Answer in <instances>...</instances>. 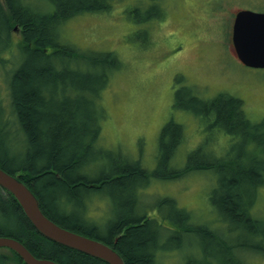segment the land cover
Masks as SVG:
<instances>
[{
    "label": "trees",
    "instance_id": "obj_1",
    "mask_svg": "<svg viewBox=\"0 0 264 264\" xmlns=\"http://www.w3.org/2000/svg\"><path fill=\"white\" fill-rule=\"evenodd\" d=\"M147 1L143 10L137 5L127 10L131 21L141 25L139 37L144 43L166 16L164 0ZM34 2L0 0L3 49L17 48L21 56L15 69L4 76L23 145L22 150L16 149L14 136L6 133L9 123L0 120V140L4 141L0 168L35 194L49 220L106 244L124 264H165V258L173 254L175 264H247L252 256L264 257V217L254 214L258 189L264 186V125L249 121L242 100L222 92L204 99L176 74L173 107L196 117L212 143L220 132L236 144L224 155L200 145L180 160L184 126L171 119L159 131L154 166L129 157L120 148L112 150L103 142L102 123L108 118L103 93L114 75L127 69V62L113 51L78 49L62 31L69 20L83 14H108L114 1ZM176 5L183 4L176 0ZM183 6L193 7L181 13L183 17L213 18L203 13V2L188 0ZM151 20L158 23L148 31L145 26ZM12 32H17L19 43L11 40ZM153 40L152 47L156 37ZM172 158L180 161L172 164ZM89 172L96 175L90 178ZM194 173L211 174L214 184L209 200L215 222H200L198 214L169 197L155 204L143 202L152 182L177 181ZM93 196L114 201L113 217L107 222L86 216ZM0 237L13 238L34 257L56 264H106L38 234L18 202L1 188ZM6 251L10 256L0 254V264H24L16 253Z\"/></svg>",
    "mask_w": 264,
    "mask_h": 264
},
{
    "label": "rangeland",
    "instance_id": "obj_2",
    "mask_svg": "<svg viewBox=\"0 0 264 264\" xmlns=\"http://www.w3.org/2000/svg\"><path fill=\"white\" fill-rule=\"evenodd\" d=\"M113 1L108 14H83L84 16L69 20L62 31L69 44L78 49L113 51L127 62L128 70L116 73L110 81L111 85L103 93L102 104L108 114L107 120L102 123V133L105 130L103 142L112 146V150L120 148L131 158L138 153L144 164L154 166L159 131L172 116L176 122L182 123L185 131L184 147L179 148L180 160L185 152L200 145L224 155L236 144L220 132L217 140L212 143L196 117L185 115L172 106L174 101L171 85L176 74H180L185 80L183 85L204 99H212L216 93L222 92L242 100L249 121L264 125V70L243 66L230 41L233 15L240 9L264 12V0H197L203 2V13L216 17L210 20L206 17L202 22L198 18L180 15L192 11L193 7L183 6L188 0H180L183 5H176V0H164L165 11L170 16L159 31L157 27L151 31L154 35L158 33L160 38V41L156 40L154 47L151 41L153 36L148 37L144 43L139 37L143 30L141 25L132 22L127 13L129 8L136 5L143 10L149 4L148 1ZM34 3L44 4V0H35ZM186 18L188 19L185 20ZM157 23L151 20L145 27L150 31V26ZM215 34L218 36H213ZM11 40L14 44L19 43L17 32L11 33ZM2 43L0 41V56L3 60L0 64V120L9 123L6 133L9 137L14 136L16 149L19 151L23 148L20 143L22 138L10 111L4 74L15 69L21 56L18 55L16 46V49L7 52ZM171 49L176 50L172 53ZM0 134L3 135L1 129ZM9 144L12 152L11 142ZM175 159L172 158V164L180 161ZM153 183L147 188L148 198L143 202L155 204L160 198L169 197L179 207L192 211L194 215L198 214L200 222L216 221L209 200L214 184L211 174L194 173L177 181ZM258 191L260 195L255 202L254 214L263 218L264 186ZM113 207L115 205L111 197L93 196L86 216L94 222H107L113 217L110 214ZM192 222H195L194 219ZM101 233L104 234L103 229ZM0 254L10 256L5 248L0 249ZM175 259L176 255L173 254L164 261L165 264H175ZM247 264H264V257L252 256Z\"/></svg>",
    "mask_w": 264,
    "mask_h": 264
},
{
    "label": "water",
    "instance_id": "obj_3",
    "mask_svg": "<svg viewBox=\"0 0 264 264\" xmlns=\"http://www.w3.org/2000/svg\"><path fill=\"white\" fill-rule=\"evenodd\" d=\"M232 43L238 59L245 66L264 68V13L239 11L234 19ZM0 188L13 196L26 219L44 238L106 264H124L120 255L106 244L68 231L49 220L30 190L15 176L1 169ZM0 248L16 253L24 264H56L37 259L22 244L8 237H0Z\"/></svg>",
    "mask_w": 264,
    "mask_h": 264
},
{
    "label": "bare ground",
    "instance_id": "obj_4",
    "mask_svg": "<svg viewBox=\"0 0 264 264\" xmlns=\"http://www.w3.org/2000/svg\"><path fill=\"white\" fill-rule=\"evenodd\" d=\"M4 141L3 140H0V145L3 143ZM3 149V148H2ZM17 163H19V162H17ZM1 169V168H0ZM1 170H3V169H1ZM4 171V170H3ZM6 172V171H5ZM7 173V172H6ZM94 175H96V173H91V172H89V177L90 178H93L94 177ZM99 176H97V177H95V180L94 181H96L97 182V178H98ZM99 182H97V184H98ZM93 186H95V183L93 184ZM30 190V189H29ZM30 192L34 195V197L36 198V196H35V194L30 190ZM37 199V198H36ZM37 201H38V199H37ZM56 224V223H55ZM83 226H85L83 223H81ZM57 225V224H56ZM59 226V225H58ZM31 227L36 231V229L31 225ZM59 227H61V226H59ZM86 227V226H85ZM61 228H63V227H61ZM64 229H66V228H64ZM66 230H68V229H66ZM68 231H70V230H68ZM37 232V231H36ZM72 232V231H71ZM38 234H39V232H37ZM104 233H105V235H108L107 234V230H105L104 231ZM41 235V234H40ZM80 235V234H79ZM42 236V235H41ZM8 238H10V237H8ZM11 239H13V238H11ZM13 240H15V239H13ZM15 241H17V240H15ZM18 242V241H17ZM20 243V242H19ZM20 244H22V243H20ZM23 245V244H22ZM24 246V245H23ZM25 247V246H24ZM26 248V247H25ZM27 249V248H26ZM37 259H39V260H46V259H42V258H37ZM47 261H50V260H47ZM51 262H53V261H51ZM54 263V262H53Z\"/></svg>",
    "mask_w": 264,
    "mask_h": 264
}]
</instances>
